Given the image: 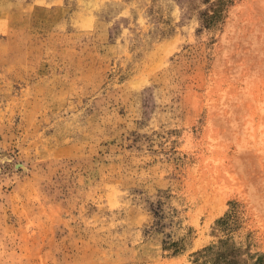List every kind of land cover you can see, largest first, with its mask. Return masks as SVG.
<instances>
[{
  "label": "rangeland",
  "instance_id": "rangeland-1",
  "mask_svg": "<svg viewBox=\"0 0 264 264\" xmlns=\"http://www.w3.org/2000/svg\"><path fill=\"white\" fill-rule=\"evenodd\" d=\"M0 264H264V0H0Z\"/></svg>",
  "mask_w": 264,
  "mask_h": 264
}]
</instances>
